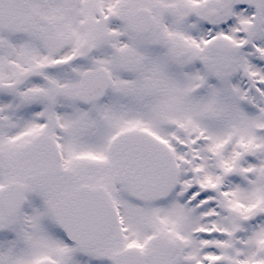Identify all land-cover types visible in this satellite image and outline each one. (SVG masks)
I'll return each mask as SVG.
<instances>
[{
  "label": "snow or ice",
  "instance_id": "obj_1",
  "mask_svg": "<svg viewBox=\"0 0 264 264\" xmlns=\"http://www.w3.org/2000/svg\"><path fill=\"white\" fill-rule=\"evenodd\" d=\"M0 264H264V0H0Z\"/></svg>",
  "mask_w": 264,
  "mask_h": 264
}]
</instances>
